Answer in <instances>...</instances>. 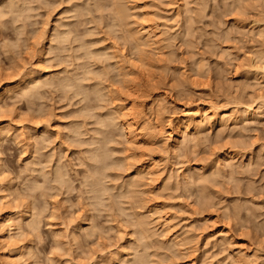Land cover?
<instances>
[{
	"label": "rangeland",
	"instance_id": "374dc122",
	"mask_svg": "<svg viewBox=\"0 0 264 264\" xmlns=\"http://www.w3.org/2000/svg\"><path fill=\"white\" fill-rule=\"evenodd\" d=\"M115 1L0 0V210L22 264H264V0H126L130 23ZM189 110L228 121L184 129Z\"/></svg>",
	"mask_w": 264,
	"mask_h": 264
},
{
	"label": "bare ground",
	"instance_id": "6f19581e",
	"mask_svg": "<svg viewBox=\"0 0 264 264\" xmlns=\"http://www.w3.org/2000/svg\"><path fill=\"white\" fill-rule=\"evenodd\" d=\"M103 1H105V0H103ZM115 1V0H114ZM184 1V2H183ZM116 3H114V4H116V5H114L115 7H116V10H117V8H118V12L120 13V16H121V18L123 17L124 19H126L127 17L129 18L131 15V13H129V11L131 10V9H129L130 7L128 6L127 7V5H126V0H116L115 1ZM128 2V1H127ZM176 2L178 3H180V2H183V3H185L186 1L185 0H176ZM187 4H188V0H187V2H186ZM185 3V4H186ZM105 3H103V5H104ZM98 7H100L99 5H98ZM102 7V6H101ZM101 9V8H100ZM99 8H98V10H100ZM71 10H73V9H71ZM102 10H103V8H102ZM102 10H100V11H102ZM70 11V10H69ZM74 11V10H73ZM104 11V10H103ZM71 12V11H70ZM69 12V13H70ZM131 12V11H130ZM72 13V12H71ZM77 13V12H76ZM73 14H75V13H73ZM76 15H78V14H76ZM75 15V16H76ZM126 17V18H125ZM72 18V17H71ZM73 18H74V16H73ZM122 18V19H123ZM126 19L127 21L128 20H130V19ZM70 20V19H69ZM125 20V21H126ZM74 21V20H73ZM127 21H126V23H127ZM123 22V21H122ZM129 22V21H128ZM66 23V22H65ZM69 23H71V22H69ZM130 23V22H129ZM129 23H127V24H129ZM137 22H135V24H136ZM72 24V23H71ZM67 25H69V24H67ZM125 25V24H124ZM132 25V24H131ZM131 25H129L130 26V28H128V25H126V27L128 28V30L129 29H131V30H127L128 31V33L130 34V37H132L131 39H133V37H135L137 40H140V41H142L141 39L143 38V37H141V31L139 32V30H137V29H135V31L133 30V28L131 27ZM138 25V24H137ZM136 25V26H137ZM142 25V24H141ZM148 25V24H147ZM65 26V25H64ZM72 26V25H71ZM134 26V25H133ZM69 27V26H68ZM140 27H142V26H140ZM63 28H65V27H63ZM67 28V27H66ZM70 28L71 27H69V29H68V31L70 30ZM144 28V27H143ZM72 29V28H71ZM67 30V29H66ZM114 30V29H113ZM133 30V31H132ZM145 30V29H144ZM147 30V29H146ZM149 30V29H148ZM74 31V30H73ZM138 31V32H137ZM72 33V30H70L69 31V33ZM115 33V32H114ZM136 33H138V34H136ZM58 36V35H57ZM64 36V35H63ZM140 36V37H139ZM61 40H62V33H61ZM60 37H58V38H60ZM66 37V36H65ZM67 39H68V37H66ZM135 38H134V40H135ZM59 40V39H58ZM143 40H145L144 38H143ZM65 41H67V40H62V42H65ZM147 40H145V43L147 44V42H146ZM135 42H136V40H135ZM139 41H137L136 43H138ZM143 42V41H142ZM140 43L141 45L143 44V43ZM144 43V44H145ZM89 45H90V43H88ZM92 45H94L93 43H91ZM140 44H138V45H140ZM145 44V45H146ZM44 45V44H43ZM137 45V46H138ZM136 46V47H137ZM143 46V45H142ZM141 47V46H140ZM44 48V47H43ZM89 48H91V45L89 46ZM88 48V49H89ZM90 50V49H89ZM91 50H92V48H91ZM138 50H139V48H138ZM140 51V50H139ZM141 54V53H140ZM264 57V56H263ZM83 67V66H82ZM88 68V67H87ZM86 68V69H87ZM40 70V69H39ZM89 70V69H88ZM87 70V71H88ZM259 70V69H258ZM36 71H38V70H36ZM36 71H33V72H36ZM86 71V73H88ZM33 72H30V73H33ZM29 73V74H30ZM28 74V73H27ZM27 74L25 75V76H27ZM39 74V73H38ZM78 74H80V72L79 73H77L76 75H78ZM87 75V74H86ZM29 76V75H28ZM38 75H36V73H34V74H30V77L28 78V79H26V81L27 82H29V81H31L32 82V80L34 81V79H37V78H39V77H37ZM26 77H24L23 79H25ZM77 78H79L78 80H80V76H78ZM84 78V77H83ZM70 79V78H69ZM69 79H68V81L67 82H69ZM72 79V78H71ZM77 80V79H76ZM38 82V81H37ZM66 82V83H67ZM71 82V81H70ZM69 82V83H70ZM20 83V82H19ZM24 83V82H23ZM33 83V82H32ZM35 83V82H34ZM33 83V84H34ZM63 84V83H62ZM98 84V83H97ZM100 85V84H99ZM24 86V85H23ZM101 86V85H100ZM98 87V88H101V87ZM19 87V86H18ZM25 87H27V86H25ZM24 87V88H25ZM97 87V86H96ZM16 88V87H15ZM15 88H14V90H15ZM27 88H29V86L27 87ZM94 88H95V86H94ZM33 89H35V88H33ZM31 90V91H34V90ZM104 88L102 87V91H101V89L99 90V91H101V92H103V91H105V90H103ZM9 90H10V88H9ZM14 90H12V91H14ZM27 90V89H26ZM9 93H11V92H9ZM32 92H30V94H31ZM99 94H100V92H98ZM1 94V93H0ZM4 94H5V92H4ZM7 94V93H6ZM101 94H103V93H101ZM8 95V94H7ZM31 95H33V94H31ZM103 95H100V97H102ZM106 96V95H105ZM2 96L0 95V113H1V110L3 109V107H2V105H1V98ZM5 99V98H4ZM102 99H103V97H102ZM114 98H113V102H114ZM124 104V103H123ZM118 107H119V105H117ZM123 107H125V106H123ZM128 107V106H127ZM250 106H248V108H249ZM131 108V107H130ZM129 108V109H130ZM133 108V107H132ZM136 108V107H135ZM134 109V108H133ZM4 110V109H3ZM119 110H120V108H119ZM191 110V109H190ZM188 111V115H186L185 117V120H186V125L184 126V129H186V128H188V127H196L195 125H198L197 123H203L204 121H203V118H202V116H203V114H202V116L200 115V113H197V110H196V113L194 112L193 114L194 115H191V114H189V113H192L191 111ZM247 110V109H246ZM253 111L254 112V110H252L251 108H249V110H248V112L249 111ZM121 111V110H120ZM129 111V110H128ZM135 111V110H134ZM251 111L249 112V113H251ZM130 112L132 113V110L131 111H129V114H130ZM198 112H200V111H198ZM246 113H248L247 111H245ZM2 113H3V111H2ZM110 113H111V111H110ZM125 113H127V112H125ZM134 113V112H133ZM218 113V112H217ZM216 113V115H215V117H213L214 116V114H213V116L209 119L210 121L209 122H207V119H206V121L204 122L206 125L208 124V125H210V123L212 122V124H214L213 123V121H215L216 123H223V121H228V119L226 118L225 119V117H221V115H219L220 113H218L217 114ZM248 113V114H249ZM138 114V113H137ZM110 115V114H109ZM111 115H112V118H113V121H115L116 122V124H115V126L116 125H120L121 127H122V129L124 128V130H125V134L126 133H129L130 132V136H132L131 134H135L139 129L136 127V126H138V125H136V124H138L137 123V121H135L134 119L136 118V115H134L133 114V116H135V118L134 119H132V120H130V117L128 116V118H127V114H125L126 115V118L124 117V116H120L118 113L117 114H112L111 113ZM123 115V114H122ZM247 115V114H246ZM105 117V119H106V117H107V115L105 114L104 115ZM222 116H224L223 114H222ZM248 116V115H247ZM121 117H124L123 119L121 118ZM132 118V117H131ZM110 119V121H111V117L109 118ZM134 120V121H133ZM204 120H205V118H204ZM212 120V121H211ZM131 121H133V122H131ZM109 123V122H108ZM111 123H112V121L110 122V124H109V126L111 125ZM215 123V124H216ZM224 123H227V122H224ZM113 124V123H112ZM204 124V125H205ZM211 124V125H212ZM207 125V126H208ZM113 126H114V124H113ZM136 127V128H135ZM151 128V127H150ZM135 129H138L137 131L135 130ZM2 131H1V133H4V132H6L8 129H6L5 130V128H3V129H1ZM146 130H148V129H146ZM152 130V129H151ZM73 131H75L74 129H73ZM7 132H10L9 130L7 131ZM79 131L77 130V132L76 133H78ZM140 132V131H139ZM149 133H150V131H148ZM153 132V131H152ZM139 134V133H138ZM138 134H135L134 136H138ZM2 137V136H1ZM133 137V136H132ZM150 137H151V135H150ZM136 138H138V137H136ZM152 138H153V136H152ZM155 138V137H154ZM138 140V139H137ZM137 140H135V141H137ZM132 143H133V141H132ZM122 160V162L123 161H125V160H123V158H121ZM127 159V158H126ZM122 162H121V164H122ZM62 171V170H61ZM141 172V171H140ZM138 173V172H137ZM139 175V174H138ZM62 176V175H61ZM64 176V175H63ZM62 176V177H63ZM203 178V176L201 177V180H204L205 179V177H204V179H202ZM62 179V178H61ZM64 183V182H63ZM139 184V183H138ZM137 183L135 184V185H138ZM140 186V184L138 185V187ZM2 187V186H1ZM137 187V188H138ZM4 189H1L0 190V192H5L6 190L7 191H9V187H8V189H6L7 187H3ZM68 188H70V187H68ZM134 188H135V186H134ZM6 189V190H5ZM130 190H131V188H130ZM132 192V194L134 195V193H135V195H136V193H138V192H134V191H131ZM130 191L128 192V194L129 193H131ZM205 193V192H204ZM10 194V193H9ZM132 194H131V196H132ZM205 196L206 195H208L207 193H205L204 194ZM9 196V195H8ZM130 196V195H129ZM204 196V197H205ZM127 197V196H126ZM132 197H134V196H132ZM6 198V197H5ZM209 197H206V199H208ZM2 198H0V200H1ZM131 200V199H130ZM139 200V199H138ZM132 201V200H131ZM134 201V200H133ZM136 201H137V199H136ZM1 211V213H2V215H0L2 218V221H0V226H1V228H2V230H1V228H0V239L2 240V242H3V245L4 246H6L5 248H6V250L8 251V253H9V255H8V260L9 261H7V262H9L8 264H22V257H24V256H22V251H21V247H20V245L18 246V244H17V242H16V239H15V237L17 236V235H20L21 233H18L17 234V232H15L16 230L17 231H19V230H22L23 231V229H24V227H23V225H22V223H21V216H20V223L21 224H19V222H16L17 223V226H16V223H13V219L11 218L12 216H11V214H12V212L11 211H7V212H4V214H3V212H2V210H0ZM139 215V214H138ZM152 215V214H151ZM143 216L144 215H142V217H140V219H143V221H147V219H144L145 218V216H144V218H143ZM148 217V216H147ZM18 218V217H17ZM138 220H139V218H137ZM18 221H19V219H17ZM140 222H139V225H142V224H145V223H147V222H143L142 220H139ZM142 223V224H141ZM149 224V223H148ZM31 226V225H30ZM29 226V227H30ZM35 226V225H34ZM39 226V225H38ZM145 227H146V225H145ZM32 228H33V230H34V233H36L37 234V232L35 231L37 228H35V227H33L32 226ZM32 228L30 227V229L32 230ZM144 229V228H143ZM146 229V228H145ZM149 229L150 228H148V235H150V231H151V229H150V231H149ZM32 230V231H33ZM38 230V229H37ZM145 232H147V231H144L143 233H144V235H145ZM152 232V231H151ZM152 233H154V232H152ZM15 234H17V235H15ZM155 234V233H154ZM22 235H23V233H22ZM73 235V234H72ZM146 236H147V234H146ZM154 238V240L156 239V237H155V235L153 236V234H151V237H149V238ZM144 238V237H143ZM152 238V239H153ZM145 239V238H144ZM147 239H148V236H147ZM151 240V239H150ZM153 240V241H154ZM144 241H146V240H144ZM5 243V244H4ZM148 243V242H147ZM149 243H152L153 244V246L150 244V245H148L149 247H154V244L155 243H153L152 241L151 242H149ZM148 243V244H149ZM147 245V244H146ZM6 251V252H7ZM151 260V259H150ZM128 262H130L129 260H128ZM151 262H152V260H151ZM156 262V261H155ZM23 263H24V260H23ZM104 263H107L106 261L104 262ZM157 263V262H156ZM109 264V263H108Z\"/></svg>",
	"mask_w": 264,
	"mask_h": 264
}]
</instances>
